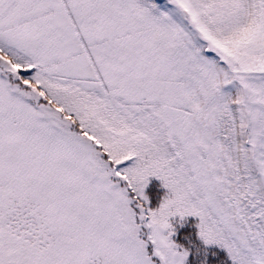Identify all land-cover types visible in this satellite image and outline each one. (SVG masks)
Instances as JSON below:
<instances>
[{
	"label": "snow or ice",
	"instance_id": "6c2138e0",
	"mask_svg": "<svg viewBox=\"0 0 264 264\" xmlns=\"http://www.w3.org/2000/svg\"><path fill=\"white\" fill-rule=\"evenodd\" d=\"M0 264H264V0H0Z\"/></svg>",
	"mask_w": 264,
	"mask_h": 264
}]
</instances>
